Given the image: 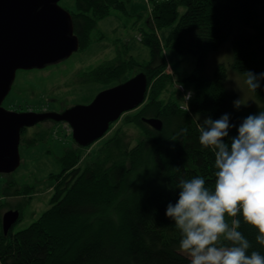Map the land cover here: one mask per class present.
<instances>
[{
    "label": "trees",
    "instance_id": "trees-1",
    "mask_svg": "<svg viewBox=\"0 0 264 264\" xmlns=\"http://www.w3.org/2000/svg\"><path fill=\"white\" fill-rule=\"evenodd\" d=\"M72 1L75 9L67 10L79 51L91 48L97 26L116 13L133 18L138 41L149 50V58L142 60L133 56L128 43L122 44L114 59L87 72L81 83L104 90L143 72L147 99L113 123L95 148L99 141L80 147L73 140L64 149L61 171L50 177V207L28 228L15 232L23 220L22 210L15 208L20 219L5 234L3 210L10 205L0 204V264H188L186 255L177 251L180 234L166 207L178 198L181 177L203 175L208 185L215 182L214 153L199 142L195 113L202 120L227 112L239 125L249 114L264 110V81L257 91L249 89L253 99L249 95L250 101L237 109L233 102L240 97L229 78L230 69L242 76L249 69L264 72V0H144L148 8L143 14L136 13L134 0ZM229 41L230 67L222 63L209 74V57ZM169 51L197 59L190 75L173 70ZM26 108L42 111L50 104H19L16 111ZM143 118L161 119L163 129L157 131ZM185 126L189 131L180 132ZM237 134L236 128L230 129V136ZM12 190L8 197H24L33 188Z\"/></svg>",
    "mask_w": 264,
    "mask_h": 264
},
{
    "label": "clouds",
    "instance_id": "clouds-1",
    "mask_svg": "<svg viewBox=\"0 0 264 264\" xmlns=\"http://www.w3.org/2000/svg\"><path fill=\"white\" fill-rule=\"evenodd\" d=\"M243 76L254 92L264 81V72L249 69ZM191 95L189 91L184 98L188 101ZM233 103L238 109L242 98ZM193 120L200 144L214 153L215 182L208 185L203 175L179 179L178 198L165 212L179 230L177 251L188 264H264V110L239 125L227 112L202 120L198 112ZM232 128L237 135L230 136ZM188 131L187 126L180 129Z\"/></svg>",
    "mask_w": 264,
    "mask_h": 264
},
{
    "label": "rangeland",
    "instance_id": "rangeland-1",
    "mask_svg": "<svg viewBox=\"0 0 264 264\" xmlns=\"http://www.w3.org/2000/svg\"><path fill=\"white\" fill-rule=\"evenodd\" d=\"M60 6L70 11L75 9L72 0L61 1ZM134 6L136 13L147 12L148 7L144 0H134ZM132 23L133 18L118 17L116 13L114 17L102 21L97 26L92 35L93 45L86 51H78L70 58L43 69L18 71L3 107L14 111L19 104L26 107L44 103L50 104V111L60 112L62 106L67 109L78 104H88L103 90L100 86L82 84L80 79L104 61L114 59L117 56V48H122V44L128 43L133 56L142 60L149 58V50L139 43V31L133 28ZM101 36L103 40L98 41ZM117 40L121 43L119 46L115 45ZM166 57L173 70L183 77L190 75L197 63L193 56L184 57L171 51ZM232 59V46L229 41L209 57L208 73L212 75L222 63L229 68ZM229 78L231 88H235L238 97L242 98V103L249 102L252 95L244 82V77L230 69ZM81 98L83 100L79 101ZM243 105L246 104L241 106ZM130 135L136 136L134 133ZM33 140H36L35 144H32ZM72 143V131L68 125L63 126V123L45 122L24 131L20 145V167L11 174H0V204L10 205L3 210V214L15 208H20L23 213V220L15 227V232L28 228L49 209L53 196V182L50 177L61 171L59 158L63 155L64 149L71 147ZM99 143L100 140L94 148ZM10 185L19 188L31 187L33 190L24 197H8L6 192L16 188Z\"/></svg>",
    "mask_w": 264,
    "mask_h": 264
},
{
    "label": "water",
    "instance_id": "water-1",
    "mask_svg": "<svg viewBox=\"0 0 264 264\" xmlns=\"http://www.w3.org/2000/svg\"><path fill=\"white\" fill-rule=\"evenodd\" d=\"M63 0H0V174H11L21 165L20 145L25 129L52 121L65 123L80 147L103 139L111 125L147 99L145 73L99 92L89 104L63 111H9L3 103L18 71L43 69L70 58L80 50L72 14L60 6ZM157 131L163 121L143 118ZM20 219L18 210L3 214L2 228L8 234Z\"/></svg>",
    "mask_w": 264,
    "mask_h": 264
},
{
    "label": "flooded vegetation",
    "instance_id": "flooded-vegetation-1",
    "mask_svg": "<svg viewBox=\"0 0 264 264\" xmlns=\"http://www.w3.org/2000/svg\"><path fill=\"white\" fill-rule=\"evenodd\" d=\"M61 3V2H60ZM89 104V103H88ZM48 111H50V109H47ZM67 125V124H66Z\"/></svg>",
    "mask_w": 264,
    "mask_h": 264
},
{
    "label": "built area",
    "instance_id": "built-area-1",
    "mask_svg": "<svg viewBox=\"0 0 264 264\" xmlns=\"http://www.w3.org/2000/svg\"><path fill=\"white\" fill-rule=\"evenodd\" d=\"M31 110H33V109H31Z\"/></svg>",
    "mask_w": 264,
    "mask_h": 264
}]
</instances>
